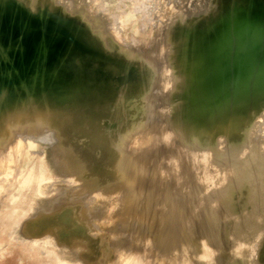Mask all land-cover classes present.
Returning <instances> with one entry per match:
<instances>
[{
    "label": "rangeland",
    "instance_id": "374dc122",
    "mask_svg": "<svg viewBox=\"0 0 264 264\" xmlns=\"http://www.w3.org/2000/svg\"><path fill=\"white\" fill-rule=\"evenodd\" d=\"M226 1L228 4L224 6ZM141 3L145 9L141 8ZM263 6L264 0H0V14L8 16L6 20L0 19V38L3 36L6 39L0 40V45L5 43L0 46V89L6 87L0 100V103L6 102L0 104L5 109L1 108L0 112L9 110L10 114H17L20 108L17 105L21 106L19 102L23 96L27 97L30 102L27 105H30L25 108V113L23 111L25 115H15L27 124L33 119L29 116L45 108L47 102L61 96H73L69 103H63L66 105L64 108H60L64 110V113L61 112L62 118L66 117L61 125L47 120L38 126L39 129L34 126L33 131L24 122L22 124L30 130L23 129L18 119L8 123L14 128L0 147V264H137L138 257L143 256L155 257L149 264H189L187 256L190 253L196 255L192 264H264V41H256L260 38L257 37L260 35L258 32H263L260 39H264ZM232 15L243 20H248L249 16L250 23L253 19V27H256L254 33L259 28L263 29L255 33L257 36L250 30L249 34L253 33V37H240L245 42L241 41L237 48L246 46V52L242 51L243 48L237 51L245 52V55L250 53L245 56L247 63H242L245 66L237 65V69H241L238 70L240 75L234 72L231 81L221 77L212 78L210 75L206 77V73L198 76L201 73L198 63L216 51L214 44L218 43L221 47L225 45L224 48L228 49L224 40L221 42L216 39L221 38L216 35V31L223 29L224 17L228 16L229 22ZM210 29L215 34H211L208 39ZM205 31L207 35L202 34L200 37V33ZM198 36L201 39L203 37V40H199ZM34 40H43L46 47L57 42L63 45L62 49L67 46L73 53L68 55L69 60L66 56V60L71 63L67 66L64 79H49L50 73L42 70L45 74L43 81L28 89L24 86L32 81V74L29 73L35 66L42 67L43 62L49 58L44 55L41 57L31 49ZM198 47L199 52L201 49L200 55L198 49H195ZM251 55L255 60H251ZM58 57H52L47 62L54 66L60 64L56 60ZM222 58L225 59L223 55ZM87 72L94 77L88 79ZM204 74L206 83L200 79ZM241 74L242 78L244 76L242 80ZM236 76L234 83L232 81ZM200 81L203 83L199 85ZM60 84L64 88H60ZM71 87L79 88L72 91ZM87 88L90 90L87 91ZM88 95L90 101L82 98ZM78 96L82 99L75 103ZM16 97L20 99L15 102ZM51 107L42 109L45 115L52 114L53 117V112L59 107ZM48 109L53 112L50 113ZM230 118L235 129L223 131L222 123ZM256 128H260L258 133ZM133 132H139L146 141L155 132L161 138H157L147 148L146 143L141 144L135 140L138 142L137 147L133 139L132 142L129 140ZM42 134H47V139ZM17 141L18 145L12 148V142ZM3 142H7L5 146ZM59 144L64 151L68 147L65 153H69L63 152V157L56 155L62 151ZM56 145L59 150L54 149ZM135 147L138 152H134ZM181 147L185 148V155L176 163L178 171L184 174L192 164L195 167L185 184L176 189L179 195L174 193L176 197H171L177 200L178 206L183 200L181 197H184L189 206L181 202L186 205H181L182 211L184 207L187 211L190 207V212L183 211V214L187 212L195 217L185 215L194 222L189 223L185 231L181 228L183 223H187L186 219L177 222L182 224L172 227L175 231L181 229L183 232L177 231V238L173 239V230L166 247L154 240L153 236L147 241L142 240L147 232L144 223L148 222V218L149 222L152 221L153 216L148 213L145 220V214H139L137 206L147 208L152 205V191L158 184L153 177L145 176V173L135 178L136 182L142 180L145 184H139L143 185L142 197L140 199L138 195L140 201L138 199L136 209L134 205L128 204L127 200L133 192L126 189L127 193L124 191L119 199L120 208L111 210L98 220L91 219L84 212L93 196L103 194L108 189L114 191L127 184L129 174L125 170L130 161L123 160L128 153L131 155V150L149 162L156 164L158 161L162 164L170 159L172 152ZM52 152L56 153L54 157ZM159 152L162 153L160 156ZM39 157L44 158L42 165L35 163ZM224 159L226 162L221 163ZM97 164L104 167L102 172L94 174ZM232 164L242 168V176L246 178L237 184H232L233 176L228 174L227 166L232 167ZM14 165L18 167V172ZM218 168L225 171L221 173L227 177L215 175ZM26 178L30 184H26ZM177 184L170 178H164L160 183L163 186L160 187L173 188ZM194 187L200 193L199 197ZM223 189H229L228 193H223ZM220 191L224 194L222 198L217 195ZM191 192L197 197L192 195L193 198ZM215 193L217 198H221L220 201L219 198L218 201L213 199V196L216 198ZM171 201L173 208L175 206L172 203L176 201ZM106 205L100 206L107 209ZM214 207H218L216 216L210 214ZM133 208L135 210L130 211ZM180 210L176 211L179 213ZM201 211H207L209 215L203 213L206 215L203 217ZM198 212H201L202 217ZM137 220L141 222H134ZM32 223L41 226L42 231L31 229ZM113 227H116L115 230ZM163 229L160 226L158 231L164 232ZM46 230H50V233ZM172 239L176 242L178 239L181 248ZM184 240L186 244L182 246ZM177 252L179 255H174ZM74 258L78 260H72Z\"/></svg>",
    "mask_w": 264,
    "mask_h": 264
},
{
    "label": "bare ground",
    "instance_id": "6f19581e",
    "mask_svg": "<svg viewBox=\"0 0 264 264\" xmlns=\"http://www.w3.org/2000/svg\"><path fill=\"white\" fill-rule=\"evenodd\" d=\"M90 1V0H89ZM123 1V0H122ZM121 0H120V2H122ZM226 3H227V1L225 2V5L224 6H226ZM31 4V3H30ZM228 4V3H227ZM235 4V3H234ZM141 5H142V3H141ZM253 5V4H252ZM136 7H137V5H135ZM133 7V8H135L136 9V7ZM145 6V5H144ZM224 6H222V7H224ZM233 6V5H232ZM231 6V7H232ZM24 7V6H23ZM35 7V6H34ZM141 7V6H140ZM138 8V9H141V8H143V9H145V7H143V5H142V7L141 8ZM235 7V6H234ZM10 8V7H9ZM28 8H30V7H28ZM262 8H264V6L262 7ZM261 8V9H262ZM23 9H26V7H24ZM237 9V8H236ZM248 9V8H247ZM260 9V8H259ZM223 10H224V8H223ZM222 10V11H223ZM251 10V9H250ZM258 10V9H257ZM22 11V10H21ZM26 11V10H25ZM141 11H142V9H141ZM222 11H219V12H221L222 13ZM224 11H226V10H224ZM255 11V10H254ZM262 11V10H261ZM174 12V11H173ZM203 12V11H202ZM22 13H23V11H22ZM26 13H28V12H26ZM6 14H8V13H6ZM228 14V13H227ZM26 15V14H25ZM214 15V14H213ZM217 15V14H216ZM220 15H222V14H220ZM255 15V14H254ZM218 16V15H217ZM217 16H215L216 18H217ZM223 16V15H222ZM228 16H230V14L228 15ZM228 16H225L224 17V23H222V26H224L223 27V29L222 30H220V31H218L219 29H217V33H216V35H218V37L219 36H221V38L219 39V38H216L215 37V35H214V37L218 40V41H223L224 40V44H226V47L228 48V49H226V48H224V46L225 45H223L222 47H223V49L222 50H219L220 48H222L221 47V45H219L218 43H216V42H218V41H215V43L217 44V45H215L214 44V46H215V52H212L211 54H209L208 55V58L206 59V60H204V61H201V62H197L198 63V68H199V72H201V73H199L198 74V76H202V75H200V74H203V73H206L207 75H206V77L208 76V75H210L212 78H213V76L215 77V78H224V79H226L227 81H231L232 79H233V77H232V75L234 74V72L236 73V71H237V74L238 73H240L239 71L241 70H239V69H237V67L240 65V64H242V63H247V62H245V61H247V59L245 58V56H249L248 54H250V53H247V55H245L246 53V46L245 47H243L242 46V48L244 49V50H242V51H245V52H242V51H240V52H242L241 54H240V52L239 51H237V49H240L241 48V46L240 47H238L237 48V46L240 44L241 45V41H244L245 42V39L246 38H248V37H246V36H248V35H252V36H250L249 38H251V37H253V35L255 34V33H257L258 31H260L262 28H259L260 30H256L257 32H253L255 29H256V27H253V19L251 20V22L252 23H250L248 20L250 19V17L248 16V20H247V18H244V20L243 19H241L240 17L238 18L237 16H231L232 17V19L230 18V23L228 22V20H227V17ZM253 16V15H252ZM258 16H260V15H258ZM25 17V16H24ZM46 17V16H45ZM244 17V16H243ZM254 17V16H253ZM261 17V16H260ZM8 18V17H7ZM6 18V19H7ZM221 18V17H220ZM220 18H219V20H220ZM226 18V19H225ZM263 18V17H262ZM5 19V18H4ZM5 19V20H6ZM26 19V18H25ZM140 19H141V17H140ZM223 19V18H222ZM247 20V22H246V20ZM255 19H256V17H255ZM4 20V21H5ZM167 20V19H166ZM227 20V21H226ZM259 20H262L261 18L259 19ZM3 21V22H4ZM19 21V20H18ZM256 21V20H255ZM6 22V21H5ZM220 22V21H219ZM21 23V22H20ZM256 23V25L257 26H260V25H258L257 23L258 22H255ZM221 24V23H220ZM227 24V25H226ZM232 24H234L233 26H232ZM259 24H261L262 25V23H259ZM264 24V23H263ZM214 25V24H213ZM218 25V24H217ZM209 26V25H208ZM212 26V25H211ZM219 26V25H218ZM167 27V26H166ZM254 29H253V28ZM262 27V26H261ZM213 28V27H212ZM215 28H217V27H215ZM258 29V28H257ZM189 30V29H188ZM216 30V29H215ZM250 30H252V32L254 33H252V34H249V32H250ZM263 30V29H262ZM4 31V30H3ZM25 31V30H24ZM210 31H211V29L209 30V32H208V34L209 35H207L206 33V31L205 32H203V33H200V37L201 36H203L204 34H206L207 36H208V39H209V36L211 35V34H215L214 33V31L212 30L211 32L212 33H210ZM230 31V33H231V31H232V33H231V35H230V33H228ZM19 33V32H18ZM263 32H258V34H260L259 36H257L256 34V36L257 37H260L261 38V34H262ZM20 34V33H19ZM157 34V33H156ZM203 34V35H202ZM225 34H229L228 36L227 35H225ZM46 35V34H45ZM167 35V34H166ZM188 35V34H187ZM1 36V35H0ZM5 36V35H4ZM16 36H19L18 34L16 35ZM150 36V35H149ZM242 36V37H241ZM5 37H7V36H5ZM11 37V36H10ZM20 37V36H19ZM211 37V36H210ZM222 37H223V39H222ZM224 37H226V38H224ZM227 37H229V42H227L226 40H227ZM245 38V39H241V38ZM1 38H3V39H5L3 36L1 37ZM1 38H0V40H1ZM14 38V37H13ZM18 38V37H17ZM25 38V37H24ZM198 38H199V36H198ZM205 38V37H204ZM231 38V39H230ZM260 38H258L256 41H259V43L261 42H263L264 41V39H260ZM262 38H264V36L262 37ZM135 39V38H134ZM201 38H199V40H200ZM215 39V40H216ZM254 39V38H253ZM6 40V39H5ZM163 40V39H162ZM193 40V39H192ZM197 40V39H196ZM201 40H203V37H202V39ZM206 40V39H205ZM263 40V41H262ZM14 41V40H13ZM15 41H16V39H15ZM14 41V42H15ZM136 41V40H135ZM150 41V40H149ZM221 41V42H222ZM225 41H226V43H225ZM7 42V41H6ZM10 42V41H9ZM17 42V41H16ZM88 42V41H87ZM90 42V41H89ZM162 42V41H161ZM164 42V41H163ZM205 42V41H204ZM241 42V43H240ZM243 42V44H245ZM249 42H251V41H249ZM2 43V42H1ZM8 43V42H7ZM167 43V42H166ZM200 43V42H199ZM231 44L230 46L229 45H227V44ZM50 44H52V43H50ZM200 44H202V43H200ZM208 44H209V42H208ZM213 44V43H212ZM2 45V44H1ZM0 45V46H1ZM3 45H5V43H3ZM2 45V46H3ZM205 45V44H204ZM219 45V48H217L216 49V46H218ZM50 46V45H49ZM48 46V47H49ZM199 46V45H198ZM254 46V45H253ZM31 47V46H30ZM133 47V46H132ZM196 47V46H195ZM202 46L200 45V48H201ZM208 47V46H207ZM236 47V48H235ZM262 47V46H261ZM260 47V48H261ZM24 48V47H23ZM53 47H51V49H52ZM206 48V47H205ZM205 48H204V50H205ZM212 48V47H211ZM241 48V49H242ZM195 49H198V52H199V47L198 48H195ZM203 49V48H202ZM255 49V48H254ZM254 49L252 50L253 52H254ZM57 50V49H56ZM139 50V49H138ZM162 50V49H161ZM208 50H211V49H208ZM218 50V51H217ZM33 51V50H32ZM50 51H54V50H50ZM159 51V50H158ZM258 51V50H257ZM256 51V52H257ZM263 51V50H262ZM58 52V51H57ZM56 51H54V52H52L53 54H50V56H52V57H58V59H56V60H58V62L61 64V65H64V66H68L70 63H71V61H68L69 60V58H68V55L69 54H72L73 52L71 51V50H69V48L66 46L65 48H63L57 55H56V53H57ZM156 52V51H155ZM200 52H201V49H200ZM198 53L199 55L201 54V53ZM205 52V51H204ZM239 52V53H238ZM159 53V52H158ZM240 54V55H238V54ZM252 53V52H251ZM64 55L63 56V58L61 57V55ZM152 54V53H151ZM168 54V53H167ZM244 54V55H243ZM56 55V56H55ZM154 55V54H153ZM157 55H159V54H157ZM156 55V56H157ZM205 55V54H204ZM204 55H201L202 57H204ZM222 55L224 56V58L225 59H223L222 58ZM243 55V56H242ZM256 55H258V54H256ZM256 55H255V57H256ZM40 56V55H39ZM66 56H67V59L68 60H66ZM70 56V55H69ZM150 56H152V55H150ZM200 56V57H201ZM262 56H263V54H262ZM41 57H43V56H41ZM158 57V56H157ZM206 57V56H205ZM204 57V58H205ZM254 57V56H253ZM252 55H251V60H252ZM203 58V59H204ZM236 58L238 59V61L236 60ZM34 59H36V58H34ZM39 59L40 58H38V61H39ZM144 59V58H143ZM156 59V58H155ZM181 59V58H180ZM203 59H201V60H203ZM232 59V60H231ZM235 59V60H234ZM254 60H255V58H253ZM259 59V58H258ZM53 60V59H52ZM60 60V61H59ZM253 60V61H254ZM198 61H200V59H198ZM234 61H237L236 63L234 62ZM258 61V60H257ZM262 61V60H261ZM33 62V61H32ZM36 62V61H35ZM53 62V61H52ZM56 62V61H55ZM181 62V61H180ZM222 62H224V64H222ZM252 62V61H251ZM34 63V62H33ZM214 63H218L216 66H211V65H214ZM14 64V63H13ZM180 64V63H179ZM222 64V65H221ZM262 64H263V62H262ZM261 64V65H262ZM37 65V64H36ZM42 65V64H41ZM51 65V63L49 64L48 63V67ZM238 65V66H237ZM242 65H244V64H242ZM15 66V65H14ZM14 66H12V71H13V67ZM32 66V65H31ZM53 66H54V64H53ZM245 66V65H244ZM244 66H242V67H244ZM18 67V66H17ZM36 67H38V68H36ZM247 67H248V65H247ZM254 67H256V66H254ZM40 68H43V67H40V66H35V68L34 69H32V71H31V73H29V74H32V75H34V77H39V78H41L42 79V77H44V75L45 74H43L42 72L44 71H39V70H42V69H40ZM239 68V67H238ZM240 68H241V66H240ZM10 69H11V67H10ZM15 69V68H14ZM245 69V67L243 68V70ZM252 69V71H253V68H251ZM251 69H249V71L251 70ZM239 70V71H238ZM82 71V70H81ZM202 71H204V72H202ZM246 71H247V69H246ZM245 71V72H246ZM10 72V71H9ZM8 72V73H9ZM10 73H14V72H10ZM9 73V74H10ZM45 73H46V71H45ZM48 73V72H47ZM50 74L48 75L49 76V79H51V78H54L55 79V77H57L58 78V75L55 73V72H53V71H51L50 70V72H49ZM198 73V72H197ZM242 73V72H241ZM243 74V73H242ZM242 74H241V79L240 80H242L243 78H244V76H243V78H242ZM248 74V73H247ZM27 75V74H26ZM43 75V76H42ZM238 75H240V74H238ZM22 76V75H21ZM93 75L92 74H90L89 72H87L86 73V77H88V79H91V77H92ZM197 76V77H198ZM204 76H205V74L203 75V77H200V79L202 78H204ZM210 76H208V77H210ZM28 77V76H27ZM46 77V76H45ZM94 77V76H93ZM206 77H205V79H206ZM239 77V76H238ZM30 78V77H29ZM247 78V77H246ZM94 79V78H93ZM199 79V80H200ZM250 79V78H249ZM29 80V79H28ZM27 80V81H28ZM208 80H210L209 78H208ZM214 80V79H213ZM220 80V79H219ZM225 80V81H226ZM237 80V76H236V79H234L232 82H234L235 83V81ZM239 80V81H240ZM20 81V80H19ZM26 81V82H27ZM196 81H197V79H196ZM205 80L203 79V82H204ZM206 81H207V79H206ZM206 81H205V83H206ZM212 81V80H211ZM216 81V80H215ZM222 81V80H221ZM221 81H220V83H221ZM13 82V81H12ZM203 82H201L200 81V83H199V85L201 84V83H203ZM210 82V81H209ZM208 82V83H209ZM242 82V81H241ZM24 83V82H23ZM28 83H30V82H28ZM51 83V82H50ZM225 83V82H224ZM231 83V82H230ZM234 83H233V85H234ZM25 84V83H24ZM43 84V83H42ZM56 84V83H55ZM75 84V83H74ZM73 84V85H74ZM81 84V83H80ZM194 84V83H193ZM198 84V83H197ZM227 84H229L228 82H227ZM3 85V84H2ZM61 85V84H60ZM217 85H220L219 83L217 84ZM221 85H222V83H221ZM224 85V84H223ZM72 86V85H71ZM75 86H77V85H75ZM115 86V85H114ZM216 86V85H215ZM225 86V85H224ZM228 86V85H227ZM229 86H230V84H229ZM193 87V86H192ZM5 88L6 87H3V88H1L0 89V100H1V98H2V96H4V90H5ZM33 88V87H32ZM60 88H64V87H62V85H61V87ZM79 87H74V88H72L71 87V89H72V91H75V90H77ZM80 88H81V85H80ZM222 88V87H221ZM10 89V88H9ZM13 89V88H12ZM218 89H219V87H218ZM19 90V89H18ZM33 90V89H32ZM58 90V88H56V91ZM90 90V88H87V91H89ZM93 90H94V87H93ZM92 90V91H93ZM59 91L61 92L62 91V89H59ZM71 91V92H72ZM8 92H9V90H8ZM8 92H6V93H8ZM25 92H26V90H25ZM30 92V91H29ZM47 92H50V91H47ZM52 92V91H51ZM58 92V91H57ZM19 92H17V94H18ZM37 93V92H36ZM54 93V92H53ZM59 93V92H58ZM74 93V92H73ZM76 93V92H75ZM9 94V93H8ZM12 94V93H11ZM10 94V95H11ZM21 94V93H20ZM27 94V93H26ZM29 94V93H28ZM79 94H80V92H79ZM90 94V93H89ZM22 95V94H21ZM24 95V94H23ZM58 95H60V94H58ZM122 95V94H121ZM7 96V95H6ZM18 96V95H17ZM93 96V95H92ZM91 96V97H92ZM20 97V96H19ZM58 97V96H57ZM61 97H63V96H61ZM61 97H58V98H54L52 101H49V102H47V104L49 105H47L46 107L47 108H50L51 106V108H57V107H59V109L57 108L56 110H55V112H53L52 110H50L49 111V109H48V111L51 113V112H53L54 113V115H53V117H52V114H51V116H50V114H48V116H47V114L45 115L44 113L45 112H43V109L45 110V108H41V109H38V110H40V111H37L38 113V116H36L37 114H36V112L34 113L35 114V116H34V114H33V116L31 117V116H29L30 118H33L32 119V121H30V120H28V121H30V122H28L27 124L24 122V121H22L20 118L18 119V117H21V115H22V113H23V111L25 110V108L27 109V106L28 105H30V104H28L27 105V103L29 102V100H27L28 98L26 97H24L23 96V99L21 100V102H19L20 103V105L21 106H18L17 105V107L19 108L18 109V111H17V114L19 113V114H21L20 116H19V114L17 115V114H10L8 111L9 110H6V111H3V112H0V147L2 146V141L3 140H6V137L7 136H9V134L10 133H12V130H13V128L14 127H11V126H9L8 125V123H9V121L10 120H16V119H18V120H20L21 121V124L24 122L27 126H28V128H30V127H32L31 128V130H33L35 127L36 128H38L39 129V125L40 124H42L43 122H45L46 123V121L48 120L49 122L51 121H53V123L54 124H59V125H61L60 123H62L63 122V119H66V117L65 118H62L63 116L61 115V112L63 111V113H64V110H61L62 108H64V106H66V105H64L63 103L65 102V101H70L69 99H71V98H73V96L71 97V98H61ZM75 97V96H74ZM4 98V97H3ZM17 98V99H16ZM16 98H14L13 100L16 102V101H19V99H18V97H16ZM22 98V97H21ZM82 98H86L87 100H89L90 101V97H89V95L87 96V97H82ZM81 97H76L75 98V103H79L80 101H81V99H82ZM118 98V97H117ZM30 99V98H29ZM44 99V98H43ZM35 100H37L38 101V99H35ZM40 100V99H39ZM6 101V100H5ZM33 101V100H32ZM31 101V102H32ZM37 101H35V102H37ZM43 100L41 99V102H42ZM8 102H10V101H8ZM15 102H11V103H15ZM39 102V101H38ZM46 102V101H45ZM66 102V103H67ZM4 103V102H3ZM3 103H0V104H3ZM6 103V102H5ZM4 103V104H5ZM30 103V102H29ZM69 103V102H68ZM8 104L9 103H7V106L6 107H8ZM33 104H34V101H33ZM35 105H37L36 103H35ZM2 106H4V105H2ZM41 106V105H40ZM1 108H3V107H1L0 106V109ZM61 108V109H60ZM5 109V106H4V108L3 109H1V110H4ZM34 109V108H33ZM37 109V108H36ZM122 111H123V109H121ZM47 111V112H48ZM66 111V110H65ZM11 112V111H10ZM8 113H9V115H8ZM24 113H25V111H24ZM23 113V114H24ZM68 113V112H67ZM259 113V112H258ZM106 114V113H105ZM11 115H13L14 117H15V115H17L16 117H15V119H14V117L13 116H11ZM25 115V114H24ZM28 116V115H27ZM34 117H35V119H34ZM262 117H264V116H262ZM28 118V117H27ZM30 118H28V119H30ZM50 119V120H49ZM51 119H54V120H51ZM263 119V118H262ZM230 120V121H229ZM227 122H225V123H222V125H221V128L223 127V131H228V130H234L235 129V125H234V123H233V120H232V118H230ZM26 122H27V119H26ZM20 123V122H19ZM48 123V122H47ZM20 124V125H21ZM25 124H22L21 125V127L23 128V129H25V130H30V129H28L27 128V126L25 125ZM48 124H50V123H48ZM96 124V123H95ZM100 124V123H99ZM30 126V127H29ZM35 126V127H34ZM41 126V125H40ZM102 126V125H101ZM34 127V128H33ZM259 129L260 128H256V132L258 133V131H259ZM36 130V129H35ZM34 131V130H33ZM36 131H38V130H36ZM35 131V132H36ZM145 131V130H144ZM45 133V132H44ZM134 133V134H133ZM132 134H133V136H130L131 138L129 139L130 141L133 139V143L135 144L136 142H135V140L136 141H139V143H146V145H145V147L147 148V146H149L150 144H152L157 138H161V136L158 134V133H154L152 136H151V138L148 140V141H146L145 139H144V136H141L140 134H138L139 132H133ZM131 134V133H130ZM256 134V133H255ZM46 136H47V134H45ZM142 135H144V134H142ZM257 136L259 135L260 136V134H256ZM41 136H44V134H42ZM46 136H44V138H46L47 139V137ZM253 136H255V135H253ZM49 137V136H48ZM132 137H134V138H132ZM256 138V137H255ZM254 138V139H255ZM33 139V138H32ZM36 140H38V139H36ZM129 141V142H130ZM45 142V141H44ZM111 142V141H110ZM132 142V141H131ZM4 143V142H3ZM7 143V142H6ZM6 143H4V146H5V144ZM15 142H12V145H10V146H12V148L14 147V146H16V145H18V141L14 144ZM61 144H63V143H61ZM61 144H59V149H61ZM132 144V143H131ZM134 144H132V145H134ZM138 144V142L134 145V146H136ZM58 145V144H57ZM57 145H56V147H57ZM132 145H130V147L131 148H133L132 147ZM63 146H65L64 144H63ZM142 146V145H141ZM55 146H54V149H58V147L56 148ZM83 147H84V145H83ZM137 147H138V145H137ZM11 148V147H10ZM64 149H65V147H63ZM68 148V147H67ZM66 148V149H67ZM129 148V147H128ZM130 148V149H131ZM18 149V148H17ZM53 149V148H52ZM54 149H53V151H54ZM58 149V150H59ZM65 149V151L64 150H62V151H58V150H56V153H57V151H58V153L56 154L55 152H52V155H53V157H54V153L56 154V155H61L62 156V154H63V152L65 153L67 150ZM97 149V148H96ZM130 149L128 150V151H130ZM162 148H160V150H161ZM69 150V149H68ZM160 150H158V151H160ZM234 150V149H233ZM52 151V150H51ZM70 151H71V149H70ZM138 152V149H136V147H135V151L134 152ZM162 151V150H161ZM232 151V150H231ZM131 152V155H129L130 153H128L127 155L128 156H130V157H128L127 156V158H125L123 161H125V160H129L130 162H129V164H128V166H127V168H126V174L128 175L127 177L129 178H127L128 180H127V184L125 185V186H123L122 188H117V189H115L114 191H112V190H106V191H104V193L103 194H98V195H96V196H93L91 199H90V203H89V205H88V207L86 208V209H84V212H86V213H88V215L90 216V218L91 219H94V220H98L99 218H100V216H102V215H105V214H109L110 213V211L111 210H116V209H118V208H120L121 207V203H119V199L121 198V196H122V194L124 193V191H126V189H130L131 191L130 192H133L132 193V195L130 196V199L129 200H127L128 201V204H130L131 206H133L134 205V207L135 206H137V201H138V199L140 198L141 199V197L142 196H140V195H142L141 193H142V186L143 185H145V184H143L142 183V180H140L139 182L137 181L136 182V180H135V178L138 176V175H140L141 173H145L146 175L145 176H147V177H153V179L156 181V184H157V187H156V189L154 190V191H152V194H153V196H154V199L152 200V205L151 206H148L147 208H145V206L143 207V208H141V206H137V209L139 208V214H145V220H147V217L146 216H148V213L150 214H152V216H153V220L152 221H150L149 222V219L150 218H148V222L147 221H145V223L144 224H146V234L145 235H143V237H142V240L143 241H147V239H149L151 236H153V237H155V239L154 240H156L158 243H160V245L161 244H163L164 245V247H166V243L169 241V240H171L170 239V237H171V235L174 233L175 234V236H176V233H177V231L178 232H183V231H181V229H183L184 231L186 230V228H187V226L189 225V223L191 224H193L194 222L191 220V217H195V216H191L190 214H188L187 212H190V210H189V208H187L188 209V211L186 210V208L184 207L183 209V211H187L186 213H184L183 214V211H182V206L181 205H187V202H185L184 201V197H181V198H183V200L181 201V202H183L184 201V203L185 204H183V203H181L180 202V205L178 206V202H177V200H175V199H173L172 197H176V195H179V194H177L176 193V189H178V187H179V185H180V187H181V185H183V184H185V182L188 180V178L190 177V175H191V172H192V170L194 169V167H195V165H191L189 168H188V170H187V173H184V174H181L180 173V171H178V168H177V165H176V163L177 162H179L180 160H181V158L185 155V148L184 147H181L180 149H178L177 151H175V152H172V155H169L170 156V159L169 160H167L165 163H162V164H159L158 163V161H157V163L156 164H154L153 162H149L147 159H144V157L142 158V156L140 157V155H137L138 153H132V150L130 151ZM0 153H2V152H0ZM60 153V154H59ZM67 153H69V152H67ZM67 153H65V154H67ZM162 153H163V151H162ZM161 152H159L158 153V156H160L161 154H162ZM47 154V153H46ZM50 154V153H49ZM132 154H135V156H132ZM1 155V154H0ZM48 155V154H47ZM46 155V156H47ZM55 155V156H56ZM137 155V156H136ZM23 156V155H22ZM48 156H50V155H48ZM58 156V157H59ZM123 156H124V154H123ZM132 156V157H131ZM25 157V156H24ZM63 157V156H62ZM62 157H59V158H61L60 160H62ZM20 158V157H19ZM26 158H27V156H26ZM161 158H164V157H161ZM24 159V158H23ZM22 159V160H23ZM156 159H157V157H156ZM160 158L158 157V159L157 160H159ZM25 160H27V159H25ZM32 160V159H31ZM57 160V159H56ZM122 160V159H121ZM84 161V160H83ZM225 161V159L223 160V161H221V163L222 162H224ZM45 161H44V158H42V157H39V158H37L36 160H35V163L37 164V165H42L43 163H44ZM55 162V161H54ZM60 162V161H59ZM226 162V161H225ZM224 162V163H225ZM29 163V162H28ZM34 163V162H33ZM49 163V162H48ZM51 163V162H50ZM153 163V164H152ZM24 164H25V162H24ZM32 164V163H31ZM30 164V165H31ZM53 163H51V165H52ZM55 165H56V163H54ZM81 164H83V162L81 163ZM6 165V164H5ZM28 165V164H27ZM53 166V167H56V166ZM57 165H58V160H57ZM231 165V164H230ZM233 166L231 167V166H227V168H229V172H228V174H231L230 175V177L231 176H233V183L232 184H237L239 181H242V180H244V179H246L244 176H242V174H243V169L242 168H240L239 166L237 167V165L235 164H232ZM1 166V165H0ZM21 166V165H20ZM236 166V167H235ZM14 167H16L15 165H14ZM104 167V165H99V164H97V167L96 168H94V171H93V173L94 174H99L100 172H102V168ZM225 167V166H224ZM17 168L18 167H16V170L15 171H17ZM38 168V167H37ZM221 168V167H220ZM224 170H226L227 171V169H225V168H223ZM220 169L218 168L216 171H215V175H220V178H221V174H222V176L223 177H227V176H224L223 175V173L225 172H223V171H221L222 170V168H221V170L219 171ZM1 171V170H0ZM18 172V171H17ZM129 172V173H128ZM221 172H223V173H221ZM226 173V172H225ZM14 174V173H13ZM12 174V175H13ZM15 175H16V173H15ZM227 175V174H226ZM53 176V175H52ZM229 176V175H228ZM3 177V176H2ZM218 177V176H217ZM164 178H170V180L173 182V181H175L176 183H178L177 185H176V187L174 186L173 188H161L160 186H163V185H160V183L161 182H163V180H164ZM219 178V177H218ZM219 178V179H220ZM235 178V179H234ZM12 180V179H11ZM106 180V179H105ZM145 180V179H144ZM149 180V179H148ZM218 180V179H217ZM216 180V181H217ZM24 181H26V184H30V182L28 181V178H26ZM150 181V180H149ZM8 183V182H7ZM143 184V185H139V184ZM149 184V183H148ZM169 186V185H168ZM153 188V187H152ZM195 188V187H194ZM154 189V188H153ZM181 189V188H180ZM200 189V188H199ZM182 190V189H181ZM180 190V191H181ZM192 191H193V189H191ZM228 190L229 189H223V190H221L223 193L224 192H227L228 193ZM195 191H196V188H195ZM194 191V192H195ZM203 191V190H202ZM221 191H220V193L218 192V196H224V194H221ZM182 192V191H181ZM197 192V194L199 193L198 191H196ZM195 192V193H196ZM201 192V191H200ZM127 193V191L125 192V194ZM176 195H175V194ZM179 193V192H178ZM192 193V192H191ZM131 194V193H130ZM187 193H185V195H186ZM190 194V193H189ZM194 193H192V194H190L191 196L193 195ZM202 194H203V192H202ZM124 195V194H123ZM138 195H139V198H138ZM185 195H183V196H185ZM189 195V196H190ZM199 195H200V193L198 194V197H199ZM172 196V197H171ZM193 196H195V198L197 197V195H193ZM192 196V197H193ZM215 196H216V193H215ZM222 196H221V198H222ZM180 197V196H179ZM178 197V198H179ZM186 197H187V195H186ZM58 199L60 198V197H57ZM169 198V199H168ZM171 198V199H170ZM194 198V197H193ZM219 198V201H220V197H218ZM217 198V196H216V198L213 196V199H218ZM128 199V198H127ZM140 199H139V201H140ZM170 200H172V201H176V202H174V203H172L173 204V206H175V207H177V208H175V207H171V203H170ZM181 200V199H180ZM179 199H178V201H180ZM215 200V203H217V201ZM89 201V200H88ZM126 200H125V202H127ZM171 201V202H172ZM123 204H125L124 203V201L122 202ZM176 203H177V206H176ZM221 203V202H220ZM219 203V204H220ZM75 204V203H74ZM81 204V203H80ZM102 204V206H104V205H106V204H108V205H106L107 206V209L106 208H104V207H102V206H100ZM196 204V203H195ZM195 204H194V208H195ZM218 204V203H217ZM66 205V204H65ZM126 205V204H125ZM125 205H124V207H125ZM185 205V206H186ZM230 205H231V203H230ZM26 206H28V205H26ZM105 206V207H106ZM189 205H187V207H188ZM228 206H229V202H228ZM78 207V206H77ZM181 207V210L179 209ZM169 208H171V209H169ZM217 208L218 207H214V208H212L213 209V211L211 212L210 211V214L212 215V216H216L218 213V211H217ZM127 209V208H126ZM135 209H136V207H135ZM134 208H133V210H130V211H134L135 210ZM211 209V210H212ZM61 210V209H60ZM83 210V209H82ZM176 210H180V211H182V213L179 211V213L176 211ZM69 211V210H68ZM199 211V210H198ZM76 212V211H75ZM78 212V211H77ZM192 212V211H191ZM195 212H197V211H195ZM202 212V211H201ZM200 212V213H201ZM193 213V212H192ZM199 213V212H198ZM199 213V214H200ZM206 214L207 213V211H205V212H202V214ZM76 214V213H75ZM125 214V213H124ZM124 214H123V216H124ZM136 214V213H135ZM134 214V215H135ZM204 214H203V217H205L206 215L208 216L209 214H206L205 216H204ZM185 215H189V216H191L190 218L188 217V216H185ZM201 215V214H200ZM79 216V215H78ZM127 216H129L128 215V212H127ZM185 216V217H184ZM199 216V215H198ZM122 217V216H121ZM201 217H202V215H201ZM181 218L183 219V220H181ZM127 219H128V217H127ZM184 219H186L185 221L187 222L186 224L185 223H183V225H182V228L180 229V231L179 230H177L176 229V231L174 230V228H175V224H180L182 221H184ZM197 219H198V217H197ZM200 219V218H199ZM72 220H74V218L72 219ZM80 220V219H79ZM85 221V220H84ZM120 221H121V219H120ZM144 221V220H143ZM179 221H181L180 223H177V222H179ZM60 222H62V220H60ZM86 222V221H85ZM127 222V221H126ZM125 222V223H126ZM134 222H141V221H134ZM78 223V222H77ZM33 224V223H32ZM182 224V223H181ZM185 224V225H184ZM35 225H38L37 223L35 224H33V225H31L30 227H31V229H33V230H36V231H42V227L41 226H35ZM120 225V224H119ZM175 225V226H174ZM63 226V225H62ZM79 226V225H78ZM95 226V225H94ZM160 226H162L164 229V232L162 231V232H159L158 231V229H160ZM123 227H125V224H124V226ZM172 227H174V228H172ZM180 227H181V225H180ZM61 228V227H60ZM76 228V227H75ZM81 228V227H80ZM114 228V227H113ZM116 228V227H115ZM115 228H114V230H115ZM118 228H119V226H118ZM117 228V229H118ZM99 229V228H98ZM122 229V228H121ZM89 230V229H88ZM120 230V229H119ZM124 230V229H123ZM173 230L175 231V232H173ZM50 230H46L45 232H47V233H50L49 232ZM168 234H167V233ZM171 232H173L172 234H171ZM27 233V232H26ZM110 233V232H109ZM115 233V232H114ZM118 233V232H117ZM169 233H170V235H169ZM28 234H30V233H28ZM39 234V233H38ZM144 234V233H143ZM55 235H57V233H55ZM178 235V234H177ZM31 236V235H30ZM85 236V235H84ZM106 236V235H105ZM110 236H111V234H110ZM109 236V237H110ZM174 235H172V237L171 238H177V236L175 237ZM190 235H188V237H189ZM51 237H54V236H51ZM113 237V236H112ZM179 237H180V235H179ZM187 237V236H186ZM187 237V238H188ZM82 237H80L79 239H81ZM83 239V238H82ZM90 239V238H89ZM113 239H114V237H113ZM169 239V240H168ZM172 239V241H173V243L175 244V240H173ZM110 240V239H109ZM85 241V240H84ZM89 241V240H88ZM181 241V240H180ZM78 242V241H77ZM93 242V241H92ZM97 242V241H96ZM104 242V241H103ZM178 239H177V242H176V245H178V247H179V244H180V242H179V244H178ZM69 243V242H68ZM87 243V242H86ZM170 243H171V241H170ZM182 246L184 245V243L186 244V242H185V240L184 241H182ZM169 244V242L167 243V245ZM95 244H93V246H94ZM97 245V244H96ZM110 245V244H109ZM159 245V246H160ZM163 245L162 246H160V247H163ZM175 245V246H176ZM99 246V245H98ZM102 246V245H101ZM107 246V245H106ZM118 246V245H117ZM185 246V245H184ZM95 247V246H94ZM93 247V248H94ZM108 247V246H107ZM106 247V248H107ZM110 247V246H109ZM177 247V246H176ZM179 248H181V247H179ZM178 249V248H177ZM104 250V249H103ZM111 250V249H110ZM159 250H161V249H159ZM158 250V251H159ZM143 251V250H142ZM178 251V250H177ZM181 251V250H180ZM110 252V251H109ZM108 252V253H109ZM161 252V251H160ZM179 252V251H178ZM178 252L177 253H175L174 255H176V254H178ZM107 253V254H108ZM112 253V252H111ZM117 253V252H116ZM103 254V253H102ZM97 255V254H96ZM118 255V254H117ZM125 255V254H124ZM153 255H155L154 253H153ZM162 255V254H161ZM179 255V254H178ZM101 256V255H100ZM112 256H113V254H112ZM118 257V256H117ZM120 257V256H119ZM176 257V256H175ZM179 257V256H178ZM139 258V261H137V264H149V263H151L152 261H153V258L155 259V257H149V256H143V257H138ZM143 258V259H142ZM149 258V259H148ZM100 259V258H99ZM118 259H120V258H118ZM152 259V260H151ZM177 259V258H176ZM196 259V255H194V253L192 254V253H190L189 254V256H187V260H188V263L189 264H192L193 262H194V260ZM72 260H78V258H74V259H72ZM179 260V259H178ZM181 260V259H180ZM182 260H184V258L182 259ZM71 261V260H70ZM74 261V262H75ZM185 261V260H184ZM78 262V261H77ZM95 262H96V260H95ZM94 262V263H95ZM97 263V262H96ZM95 263V264H96ZM99 263V262H98ZM72 264H75V263H72ZM102 264V263H101Z\"/></svg>",
    "mask_w": 264,
    "mask_h": 264
},
{
    "label": "water",
    "instance_id": "95a60500",
    "mask_svg": "<svg viewBox=\"0 0 264 264\" xmlns=\"http://www.w3.org/2000/svg\"><path fill=\"white\" fill-rule=\"evenodd\" d=\"M7 17H8L7 15H4V14L1 15L0 14V19H2V18L4 19V18H7ZM31 45H32L31 49H34L35 51H37L39 53V55H41V56L44 55V57H49V58L46 59L45 62H43L42 70L48 71V72H50V70H51V71L55 72L58 75L57 79L59 81L64 79L66 74H67V67L64 66V65H61V64H56L55 66H53V64H51L48 67V62H47L48 59L52 58V56H49L52 53L51 51H49L51 49V47L57 48V50H56V52L58 51L56 53V55H57L62 50L63 45L56 42V43L51 44L50 47H46L45 44L43 43V40H40V41L34 40ZM42 70H39V71H42ZM42 81H43V79H41L39 77H34V75H32L31 83H29L28 85H26L24 87L29 89V88H32V87L36 86V83L39 84Z\"/></svg>",
    "mask_w": 264,
    "mask_h": 264
}]
</instances>
